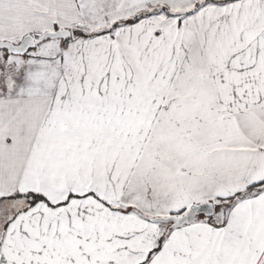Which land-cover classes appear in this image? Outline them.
Segmentation results:
<instances>
[{
    "label": "snow or ice",
    "instance_id": "1",
    "mask_svg": "<svg viewBox=\"0 0 264 264\" xmlns=\"http://www.w3.org/2000/svg\"><path fill=\"white\" fill-rule=\"evenodd\" d=\"M0 264H264V0H0Z\"/></svg>",
    "mask_w": 264,
    "mask_h": 264
}]
</instances>
